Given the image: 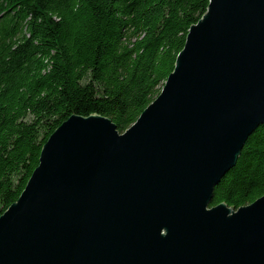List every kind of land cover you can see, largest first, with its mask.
<instances>
[{"label":"water","instance_id":"1","mask_svg":"<svg viewBox=\"0 0 264 264\" xmlns=\"http://www.w3.org/2000/svg\"><path fill=\"white\" fill-rule=\"evenodd\" d=\"M264 125V0H210L120 133L71 116L0 217V264H264V196L211 207Z\"/></svg>","mask_w":264,"mask_h":264},{"label":"trees","instance_id":"2","mask_svg":"<svg viewBox=\"0 0 264 264\" xmlns=\"http://www.w3.org/2000/svg\"><path fill=\"white\" fill-rule=\"evenodd\" d=\"M210 0H0V217L71 116L120 133L159 96ZM264 196V125L214 189L211 207Z\"/></svg>","mask_w":264,"mask_h":264}]
</instances>
